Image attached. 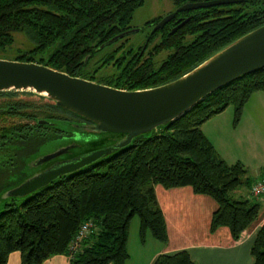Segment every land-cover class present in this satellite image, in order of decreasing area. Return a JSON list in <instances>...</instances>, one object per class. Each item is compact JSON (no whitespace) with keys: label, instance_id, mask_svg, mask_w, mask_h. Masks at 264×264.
<instances>
[{"label":"trees","instance_id":"1","mask_svg":"<svg viewBox=\"0 0 264 264\" xmlns=\"http://www.w3.org/2000/svg\"><path fill=\"white\" fill-rule=\"evenodd\" d=\"M177 6L208 0H172ZM145 0H0V54L8 53L15 34L23 32L34 43L16 60L37 62L71 75L125 90H140L173 81L188 73L217 51L264 24V0H241L180 11L164 27L152 31L163 17L149 20L144 46L127 48L129 35L108 45L110 38L133 28L135 10ZM178 17L189 20L174 33ZM142 28V30L144 29ZM159 41L151 46L156 38ZM169 50L159 64L156 56ZM103 52V53H101ZM93 59H95L94 62ZM108 67L99 73L100 69ZM256 91H264V68L242 75L218 89L183 116L106 157L25 197L10 198L0 210V264H7L12 252L21 253L20 264H43L54 255L66 254L70 264H126L132 219L141 220L143 240L150 230L167 243V222L157 199L155 186H192L195 193L217 202L210 230L228 227L237 240L253 226L262 204L249 192L234 197L247 172L243 162H227L203 131V125L236 105L234 126ZM5 102L12 107L0 112V142L18 149H4L0 157V192L5 177L37 156L41 148L68 137L79 143L74 153L90 152L111 142L108 134L94 133L90 140L75 138L70 123L88 122L32 93L9 90ZM5 104V103H4ZM11 109V110H10ZM45 118L53 126L39 125ZM33 122V123H32ZM32 123V124H31ZM14 156V159L11 157ZM4 164V166H2ZM3 181V182H2ZM264 180L255 181V185ZM254 185V186H255ZM92 221L93 229L72 248L82 225ZM254 264H264V224L251 246ZM152 264H198L188 250L161 253Z\"/></svg>","mask_w":264,"mask_h":264},{"label":"water","instance_id":"2","mask_svg":"<svg viewBox=\"0 0 264 264\" xmlns=\"http://www.w3.org/2000/svg\"><path fill=\"white\" fill-rule=\"evenodd\" d=\"M241 0H208L187 2L163 17L153 28L156 31L169 23L179 11ZM189 17L177 20L171 33L182 27ZM141 28H130L100 45L106 47ZM264 68V24L242 35L210 56L183 76L168 83L140 90H125L71 75L50 66L0 58V92L20 90L50 100L57 107L81 116L88 122H72L80 132L120 135L90 152L74 153L79 143L70 141L58 148L30 159L29 166L48 161L50 166L29 175L0 192V207L12 197L22 198L49 185L64 175L76 172L116 152L144 134L167 125L191 110L208 94L223 88L242 75ZM39 125L53 126L54 121L39 118ZM40 152L39 154H41ZM38 154V155H39Z\"/></svg>","mask_w":264,"mask_h":264},{"label":"crops","instance_id":"3","mask_svg":"<svg viewBox=\"0 0 264 264\" xmlns=\"http://www.w3.org/2000/svg\"><path fill=\"white\" fill-rule=\"evenodd\" d=\"M224 113L227 128L240 134L239 136L244 141L239 140V142L247 143L246 148L257 147V144L252 142L255 133H257L256 138L259 136L258 140L264 139V91H256L250 96L237 126L231 124L230 110ZM219 115L221 114L208 120L217 119L211 124L207 121L203 125L204 133L216 149L213 138L215 137L214 132L218 133L217 130L221 127L222 120ZM241 133H244V136ZM243 148H245L244 145ZM225 160L228 162L227 159ZM257 179L264 180V177L260 174ZM155 191L166 218L169 239L151 256L147 264H152L156 256L161 253L172 254L180 250H188L198 264L255 263L251 254V246L258 230L264 224V195L256 197L262 204L258 219L251 228L242 233L239 239L235 240L228 227H220L215 232L210 230L212 214L218 207L212 197L195 193L192 186L165 188L158 184L155 186ZM20 263L21 253L12 252L7 264ZM43 264H70V259L66 254H58L50 257Z\"/></svg>","mask_w":264,"mask_h":264},{"label":"rangeland","instance_id":"4","mask_svg":"<svg viewBox=\"0 0 264 264\" xmlns=\"http://www.w3.org/2000/svg\"><path fill=\"white\" fill-rule=\"evenodd\" d=\"M178 6L172 0H145V3L138 7L133 15V19L131 21V25L133 28H143L145 23L149 20L158 18V17H165L168 14L176 11ZM139 30L130 34L128 43L126 45L127 48L133 47L138 49L142 47L146 43V38L148 33L151 31L150 27H144L143 30ZM159 41L157 37L153 44ZM34 46V43L24 34L23 32H19L15 34V41L10 46L8 53H1L0 58L8 59V60H16L20 54L26 53L29 49ZM116 45L107 46L104 52L108 50L114 49ZM103 53V52H101ZM170 53L169 50H163L156 56V61L158 64L164 60L168 54ZM93 59L92 62H94ZM107 72L109 70L108 67H103L100 69L99 75L102 71ZM228 108V109H227ZM223 113L221 112L219 115L222 120L221 127L217 130L216 133L214 132V142L217 147V150L220 152L222 157L228 160L229 163H235L236 161L243 162L247 172L243 176V182L241 186L233 192L234 197H240V195H246L250 191L253 190L255 181L257 176L264 177V139L257 137V133H255L254 138L252 137V142L256 145V148H246L247 143L239 142V140H243L239 135L236 134L233 129L227 128L226 123L224 122L225 111L230 110L231 113V124L234 126V117H235V109L236 105L234 103H230ZM216 118V117H215ZM210 120V119H209ZM212 119L209 124L213 122ZM33 123V122H32ZM31 123V124H32ZM222 133L220 134V131ZM228 130V131H227ZM232 130V131H231ZM251 134L252 132L249 131ZM244 136V133H241ZM95 136L93 132H76L75 138L81 140H90ZM70 138L63 137L56 139L53 142H49L45 146L41 148V151H51L53 148H58L62 145L70 143ZM244 141V140H243ZM243 145L245 148H243ZM256 169V170H255ZM252 189V190H251ZM5 202L1 203L0 210L5 207ZM141 227V220L138 215H136L131 223L129 229V240H128V251H129V258L127 259L126 264H147L151 256L159 249V247L164 246V243L154 237L152 232L148 230L146 232V237L143 240L140 233Z\"/></svg>","mask_w":264,"mask_h":264},{"label":"flooded vegetation","instance_id":"5","mask_svg":"<svg viewBox=\"0 0 264 264\" xmlns=\"http://www.w3.org/2000/svg\"><path fill=\"white\" fill-rule=\"evenodd\" d=\"M180 6H178V8H179ZM177 8V9H178ZM180 12V11H179ZM176 16H177V14H176ZM175 16V17H176ZM174 17V18H175ZM173 18V19H174ZM182 19V20H184V18L183 17H178V19ZM177 19V20H178ZM176 20V21H177ZM179 23V22H178ZM156 25V24H155ZM154 25V26H155ZM177 26V25H176ZM154 28V27H153ZM142 30V29H141ZM152 31H153V29H152ZM7 98H8V96H6V95H0V112H3V111H7L9 108H11L12 107V105L9 103V102H5L6 100H7ZM5 103V104H4ZM11 110V109H10ZM11 149V150H16V149H18V146L17 145H15V144H10V143H7V144H5V145H2V143L0 142V154L2 153V150H4V149ZM45 153H47V152H42L41 154H39V155H37V156H35V158L36 157H39V156H41L42 154H45ZM0 156H2V155H0ZM11 159H14V156L13 157H11ZM0 160L2 161L3 159H2V157H0ZM29 161L30 160H28V162L26 163V164H22V166H19V165H17V164H14V163H17V161L15 160V161H12V167L14 168L13 169V171L10 173V174H8L6 177H5V179H4V181H5V183H4V186H7V185H9V184H11V183H14L15 181H20V179H25V178H27L29 175H32V174H34V173H36V172H39V171H41V170H43V169H45V168H47L48 166H50V162L51 161H48V162H46V163H43L42 165H39V166H29L28 165V163H29ZM2 166H4V164L2 165ZM3 182V181H2Z\"/></svg>","mask_w":264,"mask_h":264},{"label":"built area","instance_id":"6","mask_svg":"<svg viewBox=\"0 0 264 264\" xmlns=\"http://www.w3.org/2000/svg\"><path fill=\"white\" fill-rule=\"evenodd\" d=\"M253 193L256 196L264 193V182H259L257 185H255L254 188H253ZM93 227H94V223L92 221L85 222L82 225V227H81V229H80L75 241L73 242L72 248L78 246L80 241H81V239L83 237H85L86 235H88L89 232L93 229Z\"/></svg>","mask_w":264,"mask_h":264}]
</instances>
